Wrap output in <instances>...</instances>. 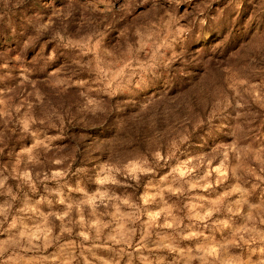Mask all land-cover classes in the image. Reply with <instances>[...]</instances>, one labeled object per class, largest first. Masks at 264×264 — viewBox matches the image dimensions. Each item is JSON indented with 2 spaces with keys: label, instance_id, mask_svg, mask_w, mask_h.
Wrapping results in <instances>:
<instances>
[{
  "label": "rangeland",
  "instance_id": "rangeland-1",
  "mask_svg": "<svg viewBox=\"0 0 264 264\" xmlns=\"http://www.w3.org/2000/svg\"><path fill=\"white\" fill-rule=\"evenodd\" d=\"M0 264H264V0H0Z\"/></svg>",
  "mask_w": 264,
  "mask_h": 264
}]
</instances>
